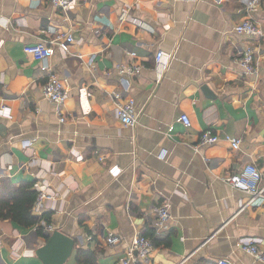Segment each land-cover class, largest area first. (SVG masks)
<instances>
[{"label": "crops", "instance_id": "obj_1", "mask_svg": "<svg viewBox=\"0 0 264 264\" xmlns=\"http://www.w3.org/2000/svg\"><path fill=\"white\" fill-rule=\"evenodd\" d=\"M74 4L65 15L50 0H0V109L8 107L0 112V185L37 192L42 182L57 196L44 221L49 234L75 241L67 264H118L139 234L154 248L148 263L131 264H264L241 247L252 240L264 252V195L226 181L254 162L264 188V36L234 31L248 16L245 0ZM253 19L264 30V2ZM68 34L70 53L55 47L47 61L68 91L60 114L43 93L42 62L25 47ZM244 46L259 47L257 76L235 61ZM158 51L174 56L162 75ZM133 64L136 75L118 70ZM115 94L134 100L135 127L120 121ZM207 130L221 140L194 148ZM226 135L241 139L240 149ZM165 202L171 217L158 233L154 209ZM38 226L0 221V264H43L36 251L47 234ZM109 233L121 243L109 246Z\"/></svg>", "mask_w": 264, "mask_h": 264}, {"label": "built area", "instance_id": "obj_2", "mask_svg": "<svg viewBox=\"0 0 264 264\" xmlns=\"http://www.w3.org/2000/svg\"><path fill=\"white\" fill-rule=\"evenodd\" d=\"M51 4L65 15H68L75 8V0H50ZM264 0H245V8L247 17L237 23L234 27V31L239 35H246L253 39H261L264 36L263 28L253 19V15L259 8ZM75 42V38L68 34L63 37L56 39H44L33 45L25 47V52L32 56L33 59L42 62V69L47 72V83L43 87V93L45 97L55 104L57 111L62 114V107L65 104L68 91L63 85L59 77L51 70L48 64V58L55 53V47H59L63 53L68 54L71 51V45ZM259 51V47L244 46L240 48L235 57V61L243 69V73L246 76H257L259 75L258 63L256 59V53ZM133 57L135 53L131 54ZM174 56L171 54L166 55L163 51H158L156 54V66L159 70L166 71ZM95 62V55L91 56L88 60V64L92 65ZM141 66L133 64L130 67L124 65L118 66V70L121 74L136 75L140 71ZM114 99L117 103V116L123 125L128 127H135L138 122L136 106L133 99L121 103V96L118 94L114 95ZM0 112L4 115L8 114V107L3 106ZM65 120L64 117L61 118ZM181 123L186 127L191 126V120L187 114H182L180 117ZM228 141L232 148L235 150L240 149L242 140L226 135L224 137ZM221 140V137L214 134L212 131L207 130L202 132L198 145L194 148L204 147L208 145H214ZM77 160L82 161L85 159L84 156L79 155L76 157ZM101 159H103L101 157ZM263 175L256 163L251 162L243 166L241 171L237 174L227 177L226 181L235 189H238L254 199L264 195V188L260 186ZM35 188L37 189V198L34 203L33 212L38 217H42L45 210L46 204L49 201L56 200L57 196L47 190V187L43 183H36ZM253 199V200H254ZM156 220L154 227L158 233L164 232L170 220V205L164 203L159 207L155 208ZM43 230L49 235L53 231V227L47 225L44 220L41 221ZM39 227V226H38ZM109 246L115 247L121 243L122 239L114 233H109L105 238ZM242 249L251 254L255 259L259 261L264 260V252H262L255 241H248L241 245ZM154 248L152 239L145 235H136L133 237L131 243L128 245L126 250V256L121 259L118 264H131L132 262L144 261L149 262V254ZM217 264H233L225 258L217 260Z\"/></svg>", "mask_w": 264, "mask_h": 264}, {"label": "trees", "instance_id": "obj_3", "mask_svg": "<svg viewBox=\"0 0 264 264\" xmlns=\"http://www.w3.org/2000/svg\"><path fill=\"white\" fill-rule=\"evenodd\" d=\"M36 198L37 192L31 186L15 188L10 181L4 180L0 185V221L10 220L24 227L37 226L42 220L49 223L50 214L44 213L42 217L33 214ZM37 231L46 235L42 227H38Z\"/></svg>", "mask_w": 264, "mask_h": 264}, {"label": "water", "instance_id": "obj_4", "mask_svg": "<svg viewBox=\"0 0 264 264\" xmlns=\"http://www.w3.org/2000/svg\"><path fill=\"white\" fill-rule=\"evenodd\" d=\"M75 241L61 231H54L47 237L46 244L36 251L43 264H67L72 256Z\"/></svg>", "mask_w": 264, "mask_h": 264}]
</instances>
